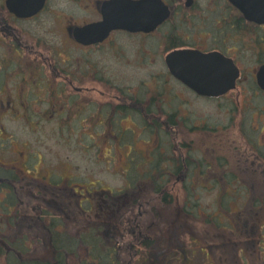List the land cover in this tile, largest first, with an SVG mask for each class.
<instances>
[{"label":"flooded vegetation","instance_id":"flooded-vegetation-1","mask_svg":"<svg viewBox=\"0 0 264 264\" xmlns=\"http://www.w3.org/2000/svg\"><path fill=\"white\" fill-rule=\"evenodd\" d=\"M126 1L0 0V124L8 116L27 126L68 125L94 144V140H102L104 149L95 152H147L139 181H128L121 190L122 203L104 201L93 215L100 223L79 231L95 237L102 227L116 258L134 247L145 250L152 246L155 229L150 228L160 219L157 212H149L155 204L166 205L171 214L177 210L183 219L190 217L191 206L197 204L191 202V187L221 189L220 205L229 195L232 198L228 209L216 212L217 231L224 229L225 219L240 234L263 237L264 0H161L169 15L154 29L127 30L113 21L112 28L101 36L96 29V37L95 33L83 37L76 31L104 27L103 12L110 18L120 17ZM178 51L215 57L218 87L228 82L229 89L205 96L189 88L165 62L167 54ZM160 62L163 70L158 68ZM223 62L232 67L230 71L227 65L224 77ZM189 101L214 105L219 118L223 109L225 122L207 128L209 116L196 117ZM36 104L40 113L31 111ZM207 129L216 131L211 150L216 154L211 160L201 155L205 138L190 137ZM3 136L0 129V141L9 139ZM155 140L169 147L161 151ZM14 152L29 155L23 156L22 168L0 163L12 170L7 182H0L2 197L9 200L6 203L5 199L8 216L18 211L19 203L13 199L9 179L15 178L17 170L36 179L29 163L32 156L36 161L40 158L27 148ZM52 173L45 170L39 191H29L40 200L31 212L58 250L55 264H63L62 254L79 241L78 230L68 229L65 221L75 226L79 215L91 216L96 191H78L81 185L70 177L63 181ZM104 192L113 198L112 191ZM56 198L64 204H58Z\"/></svg>","mask_w":264,"mask_h":264},{"label":"rangeland","instance_id":"rangeland-1","mask_svg":"<svg viewBox=\"0 0 264 264\" xmlns=\"http://www.w3.org/2000/svg\"><path fill=\"white\" fill-rule=\"evenodd\" d=\"M2 50L0 48V54L3 53ZM158 68L163 70V63H158ZM175 92L184 97L177 88H175ZM189 103L196 117L209 116L206 122L207 128L225 122L226 114L223 109L222 117L219 118L218 111L214 110V105L203 104L199 101H189ZM31 108H33L31 109L32 112L40 113L37 111V104L31 105ZM1 123L2 135L4 138L9 136V139L0 141L1 148H3L0 151V163L9 166L14 164L22 168L23 156L25 153L28 155L29 153L14 151L23 148L30 149L31 153L35 151L40 155V158L36 161V157L32 156L29 163L30 167L34 169L31 175H36V179H32L26 173L18 172L19 170L14 171L17 172L14 175L15 178L9 179L14 189L13 199L19 202L18 211H14L8 216L6 203L9 200L2 197V193H0V264H7V251H13L15 258L23 264H54L51 240L42 232V222L31 212L32 207L35 206L33 204L40 200L39 198L34 199L29 193V191H39L41 176L45 170L53 171L52 174L56 178L62 176L63 181L70 177L71 182L81 185L78 191L83 193L87 189L92 192L96 191L92 194L95 205L93 210L89 212L92 213L91 216L79 215L78 219H75L78 220V224L75 226H71L68 220L65 221L68 229L78 230L77 234L80 241L72 249L66 251L63 264H111L112 259L114 260L113 264H264V236L260 237L250 233L249 236H247L248 233L240 234L233 227H229L228 221L225 219H223L224 229L217 231L216 212H219L220 208L228 209L230 207L233 201L230 195L221 203V206L217 201V197L222 194L221 189L193 187L188 191L191 202L194 200L197 204L195 206L191 204L190 214L192 215L190 217L183 219V216H177V210L171 214V209L166 208V205L160 207L158 203L155 204L149 212H157L160 214V219L157 220V226L150 228L155 229L152 234L154 242L152 246H148V249L145 250L134 247L128 253L122 254L120 252L119 258H116L115 249H113L109 238L104 237L102 227L95 234L94 241L86 230H84L86 232L79 231H82L84 226L95 227L100 223L93 215L100 211L98 208L104 205V201H111L116 205L122 203L121 190L124 189L128 181H134L133 184L139 181L138 176L146 168L141 162L142 157H146L147 152H131V154L130 152H95L96 149H104L102 147L103 141L94 140V144L86 140L74 128H68V125L41 123L27 126L9 120L8 116H4ZM81 130H83L82 127ZM215 135L216 131L209 129L199 135L197 133L190 135L194 139L205 138L204 152H201V155L205 154L206 160H211V156L213 158L216 154L211 153L214 148L212 141ZM81 136L82 140H80ZM155 141L161 151L169 147L168 143ZM91 144L94 149L89 148ZM138 144L141 146V143ZM197 144L196 142L198 149ZM195 153L198 155V152ZM170 155L173 153L170 152ZM174 156L177 157L176 153ZM130 159L132 160L131 164H129ZM9 171L12 172L5 166H0L1 174L8 175ZM2 181L7 182V180ZM106 189L112 191L113 198L107 195L108 192L103 191ZM47 196L50 197L49 194ZM5 199L7 200L6 203ZM55 200L58 204H64L58 198ZM132 212L136 213L135 204L132 206ZM9 219L13 220L12 223H9ZM148 221H153V219L149 217ZM11 226H14L13 230ZM229 229H233L234 233H231ZM201 233L205 242L202 235L200 236ZM170 240L173 241L172 244ZM14 242L17 251L12 248ZM22 242L26 248L20 247ZM91 242H95L93 245L96 246L97 250H91V247L85 245V243L90 244ZM203 242L204 245H200ZM169 244H171L170 247H168ZM178 248L183 249L182 253L177 251ZM200 248H203L202 252L199 250ZM125 253L126 256H124ZM10 258L13 259V257Z\"/></svg>","mask_w":264,"mask_h":264},{"label":"water","instance_id":"water-1","mask_svg":"<svg viewBox=\"0 0 264 264\" xmlns=\"http://www.w3.org/2000/svg\"><path fill=\"white\" fill-rule=\"evenodd\" d=\"M125 10L120 13V17H109L104 14V27H92L85 29H76L82 32L83 37L92 36L93 29L101 36L112 28L113 21L121 23L127 30L148 31L160 25L169 15L168 7L161 0H137L126 1L123 3ZM244 11V10H243ZM119 21V22H118ZM106 25V27H105ZM95 33V37L98 35ZM99 36V37H100ZM217 59L210 54L203 55L192 51H178L167 54L165 58L169 71L189 88L199 95L216 96L225 93L229 89V83H223L218 87L220 78L218 75ZM222 76H225L227 65L230 71L231 65L223 62Z\"/></svg>","mask_w":264,"mask_h":264},{"label":"trees","instance_id":"trees-1","mask_svg":"<svg viewBox=\"0 0 264 264\" xmlns=\"http://www.w3.org/2000/svg\"><path fill=\"white\" fill-rule=\"evenodd\" d=\"M2 182V181H1ZM54 221V220H53ZM93 250H97L96 246L93 245L92 247ZM15 251H17V249H15ZM13 257L12 254L10 252H6V260H7V264H23V262L19 261L17 258L13 257V259H11L10 257ZM113 261V260H112ZM108 264V263H107Z\"/></svg>","mask_w":264,"mask_h":264}]
</instances>
